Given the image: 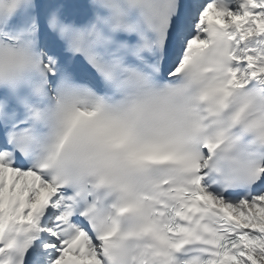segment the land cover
<instances>
[{
  "label": "snow or ice",
  "instance_id": "6c2138e0",
  "mask_svg": "<svg viewBox=\"0 0 264 264\" xmlns=\"http://www.w3.org/2000/svg\"><path fill=\"white\" fill-rule=\"evenodd\" d=\"M0 264H264V0H0Z\"/></svg>",
  "mask_w": 264,
  "mask_h": 264
}]
</instances>
